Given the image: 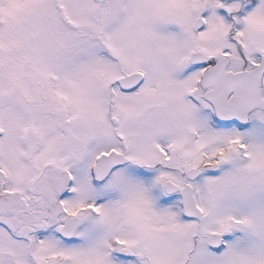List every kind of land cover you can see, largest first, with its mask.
Listing matches in <instances>:
<instances>
[{
  "label": "snow or ice",
  "instance_id": "snow-or-ice-1",
  "mask_svg": "<svg viewBox=\"0 0 264 264\" xmlns=\"http://www.w3.org/2000/svg\"><path fill=\"white\" fill-rule=\"evenodd\" d=\"M0 264H264V0H0Z\"/></svg>",
  "mask_w": 264,
  "mask_h": 264
}]
</instances>
